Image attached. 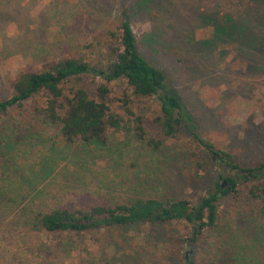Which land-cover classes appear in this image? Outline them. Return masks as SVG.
Returning a JSON list of instances; mask_svg holds the SVG:
<instances>
[{
	"label": "rangeland",
	"instance_id": "rangeland-1",
	"mask_svg": "<svg viewBox=\"0 0 264 264\" xmlns=\"http://www.w3.org/2000/svg\"><path fill=\"white\" fill-rule=\"evenodd\" d=\"M262 11L255 0H0V100L13 94L22 70L45 69L73 56L96 63L107 49L108 31H118L127 19L139 51L166 73L201 136L232 152L245 169L255 168L264 161ZM102 81L86 75L64 87H84L95 97ZM109 86L116 96L131 91L124 80ZM46 100V92H38L1 113L0 123L29 127ZM134 100L147 130L162 137L154 122L159 100ZM40 128L33 127L25 153L13 148L20 178L31 189L28 203L41 205L45 197L88 208L141 195L186 197L197 204L224 184L222 173L237 178L250 173L219 169L184 126L157 150L143 145L134 131L109 130L106 146H65L54 141L55 129ZM254 172L264 175V169ZM241 198L235 203L231 193L221 199L218 225L205 234L200 248L187 238L193 225L185 220L34 231L24 224L22 208L5 199L0 201V264H188L223 244L242 264H264V217L258 203Z\"/></svg>",
	"mask_w": 264,
	"mask_h": 264
},
{
	"label": "trees",
	"instance_id": "trees-1",
	"mask_svg": "<svg viewBox=\"0 0 264 264\" xmlns=\"http://www.w3.org/2000/svg\"><path fill=\"white\" fill-rule=\"evenodd\" d=\"M255 1L258 7L263 8L261 22L264 25V0ZM108 34L107 49L96 63L86 60L84 56H73L53 61L45 69L22 70L14 80L13 94L0 100L1 114L12 107L21 106L38 92L45 91L47 94L46 104L33 112L35 123H31V126H23L20 122L0 123V201L6 199L20 206L24 224L34 231L82 232L101 225L185 220L193 225L187 232V238L195 242L198 248L202 246L205 234L215 230L218 225L219 203L224 196L235 193V203L241 197L245 201L252 199L258 203L259 212L264 217V175L258 178L254 172L264 169V161L255 168L245 169L232 152L217 147L201 136L197 124L172 91L166 73L139 51L137 35L127 19L120 21L118 31L110 30ZM86 75L103 80L96 87L95 97L80 86L65 90L64 84L69 79ZM118 80L126 81L131 90L129 94L112 95L109 83ZM141 97H156L159 100L161 112L154 117V122L161 130L162 137L151 135L144 125V116L134 110V99ZM182 126L213 157L219 169L238 173V170H247L249 175L237 178L231 173H222L224 184L211 189L197 204L186 197L141 195L116 201L106 200L88 208H70L57 198L48 200L42 197L39 200L41 205L28 203L30 197L27 193L31 189L20 178L21 171L14 162L13 148L17 146L23 153L26 152L23 145L33 138V127H41L43 131L55 129L54 141L58 140L65 146L79 142L106 146L109 130L134 131L143 145L157 150L166 137L176 136ZM197 164L199 167L203 165L199 160ZM242 177L244 184L240 183ZM21 190L23 192H19ZM222 249L224 252H221ZM233 253L229 245L223 244L216 250L211 248L205 255L201 252V259L192 258L188 264H242L237 261L239 256L235 257Z\"/></svg>",
	"mask_w": 264,
	"mask_h": 264
},
{
	"label": "flooded vegetation",
	"instance_id": "flooded-vegetation-1",
	"mask_svg": "<svg viewBox=\"0 0 264 264\" xmlns=\"http://www.w3.org/2000/svg\"><path fill=\"white\" fill-rule=\"evenodd\" d=\"M239 172H242V170H238Z\"/></svg>",
	"mask_w": 264,
	"mask_h": 264
}]
</instances>
